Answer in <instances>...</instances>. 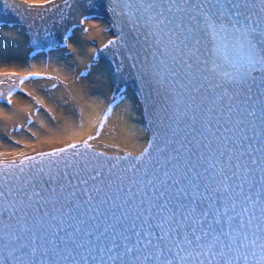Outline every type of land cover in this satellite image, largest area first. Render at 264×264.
Wrapping results in <instances>:
<instances>
[{"label":"snow or ice","instance_id":"1","mask_svg":"<svg viewBox=\"0 0 264 264\" xmlns=\"http://www.w3.org/2000/svg\"><path fill=\"white\" fill-rule=\"evenodd\" d=\"M22 2L65 19L57 0ZM62 3L79 19L45 43L75 52V27L91 31L94 3ZM110 5L118 34L93 48L80 76L112 49L116 72L139 83L151 138L123 154L91 143L118 119L110 96L102 113L78 104L76 119L47 128L62 146L0 160V264H264V0ZM2 75L0 98L12 104L19 92L39 105L31 131L45 100L26 82L45 73Z\"/></svg>","mask_w":264,"mask_h":264},{"label":"bare ground","instance_id":"2","mask_svg":"<svg viewBox=\"0 0 264 264\" xmlns=\"http://www.w3.org/2000/svg\"><path fill=\"white\" fill-rule=\"evenodd\" d=\"M35 11L28 8L30 14ZM37 23L40 24V21L37 20ZM83 27H89L91 31L85 34L82 27L75 29L73 35L75 52L64 47H54L45 52L35 53L26 47V37L21 28L15 25L10 28L0 27V73L21 74L29 71L45 73V77L30 78V81L26 82L29 90L45 100V107L40 109V115L33 116L31 131L27 125V117L39 108L31 97L17 92L12 97V104H8L7 101L0 102V160L17 159L20 158V153L31 155L62 145L58 139L50 137L47 128H59L65 118L76 119L78 104H92L96 113H102L105 109L112 93L106 76L107 69L101 64H95L87 77H81L80 73L86 70V65L91 61L93 42L101 46L108 37L111 38V34L101 21L89 20ZM0 79H3V76ZM52 84H56L57 87L53 89ZM121 96L123 100L121 101L120 97L114 105L118 119L110 117L105 122L98 140L91 142L107 152L114 151L112 147H106L113 143L119 145V149H116L118 153L124 149L138 151L144 144L143 128L139 122L136 104L134 101L130 103L132 100L130 90L124 89ZM29 105H34L31 111L28 110ZM48 107L53 109L52 114L46 110ZM52 115H55V120L52 119ZM41 122L46 125L45 128H41ZM77 122L79 123L78 120ZM18 125L21 127L17 131ZM98 126V124L92 126L93 134L94 128ZM88 128L89 125L85 122V135ZM32 132H36L37 135L33 136ZM16 140L24 145L14 143Z\"/></svg>","mask_w":264,"mask_h":264}]
</instances>
